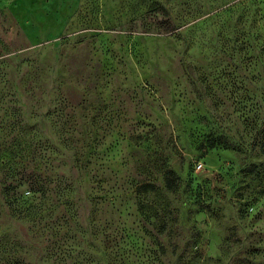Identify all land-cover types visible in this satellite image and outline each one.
<instances>
[{"label":"rangeland","instance_id":"374dc122","mask_svg":"<svg viewBox=\"0 0 264 264\" xmlns=\"http://www.w3.org/2000/svg\"><path fill=\"white\" fill-rule=\"evenodd\" d=\"M0 264H264V0H0Z\"/></svg>","mask_w":264,"mask_h":264},{"label":"trees","instance_id":"16d2710c","mask_svg":"<svg viewBox=\"0 0 264 264\" xmlns=\"http://www.w3.org/2000/svg\"><path fill=\"white\" fill-rule=\"evenodd\" d=\"M164 182H165V188L171 192H174L178 187H179V183H180V178L179 176L171 169H167L164 172ZM141 189L144 192H150V191H156L155 186L151 185V184H144L141 186Z\"/></svg>","mask_w":264,"mask_h":264}]
</instances>
